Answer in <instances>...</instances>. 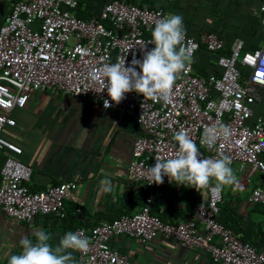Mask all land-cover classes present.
Returning <instances> with one entry per match:
<instances>
[{
  "label": "built area",
  "instance_id": "obj_1",
  "mask_svg": "<svg viewBox=\"0 0 264 264\" xmlns=\"http://www.w3.org/2000/svg\"><path fill=\"white\" fill-rule=\"evenodd\" d=\"M77 5L78 0H13L0 23V211L21 222H30L36 215L63 219L64 203L75 187L73 181H64L30 190L31 168L17 158L21 148L2 134L5 126L14 125L12 109L23 107L35 90L62 92L119 114L132 113L142 133L132 141L127 170L133 181L150 191L169 180L165 176L161 184L152 182L149 167L157 157L175 156L179 151L175 134L184 131L195 142L200 158L228 155L239 169L248 166L258 171L262 182L249 190L247 200L264 205V115L253 116L251 108L264 94V45L244 50L243 41L234 38L225 50L212 31L197 37L186 34L183 43L192 60L199 47L216 54L217 74H196L192 62L175 81L168 102L133 91L113 104L107 88L103 89L104 65L124 57L125 66L133 58L142 60L154 48L151 33L156 22L170 12L135 0H109L98 14L81 18L74 13ZM255 13L264 24V0H258ZM239 67L246 69L244 76ZM104 100L111 106L105 108ZM222 126L230 129L227 140L218 136L211 149L201 143L205 129L219 133ZM205 192V199L177 222L152 214L148 194L133 213L101 220L88 230L76 227L72 232L87 237L90 246L86 253L75 252V264H130L111 245L110 239L119 235L141 243L157 236L173 239L199 249L216 264H264V246L255 249L220 223L221 194Z\"/></svg>",
  "mask_w": 264,
  "mask_h": 264
},
{
  "label": "crops",
  "instance_id": "obj_2",
  "mask_svg": "<svg viewBox=\"0 0 264 264\" xmlns=\"http://www.w3.org/2000/svg\"><path fill=\"white\" fill-rule=\"evenodd\" d=\"M12 1L0 0V23ZM136 1L182 16L188 35L197 37L205 30L216 33L225 50L234 38L243 41L244 50L264 45V24L255 13L258 0ZM193 71L218 73L215 55L199 47L193 56ZM251 108L253 116L264 115V94ZM11 117L14 125L5 126L2 134L21 148L17 158L31 168L28 188L37 191L64 181H73L75 187L64 203L63 219L36 215L30 222H21L0 211V264H8L21 251L20 240L34 239L39 229L52 233L56 244L76 227L88 230L101 220L135 212L148 194L152 214L165 222H177L206 197L205 191L169 181L150 191L131 179L127 167L132 141L142 133L132 113L119 114L62 92L35 90L23 107L12 109ZM2 160L0 153V165ZM231 168L239 183L221 193L218 217L240 241L258 250L264 246V205L250 203L247 194L262 182V176L248 166L239 169L237 163H231ZM105 178L111 180L108 192L100 184ZM110 242L130 264H216L199 249L162 236L141 243L119 235ZM73 256L76 260L75 252Z\"/></svg>",
  "mask_w": 264,
  "mask_h": 264
},
{
  "label": "clouds",
  "instance_id": "obj_3",
  "mask_svg": "<svg viewBox=\"0 0 264 264\" xmlns=\"http://www.w3.org/2000/svg\"><path fill=\"white\" fill-rule=\"evenodd\" d=\"M185 38L182 16L168 14L156 22L151 33L154 48L147 51L142 60L133 58L131 64L125 66L124 57L104 65L100 75L105 78L103 89L107 88L111 102L119 104L126 93L133 91L144 98L168 102L175 81L193 62L190 50L184 46ZM103 104L105 108L111 106L109 100H104ZM221 135L227 140L230 129L222 126L219 133L212 128L205 129L201 143L211 149ZM174 139L179 151L168 159L156 158L154 166L148 169L152 182L161 184L167 176L170 183L194 187L199 193L207 191L217 197L225 187L239 183L231 168L230 156L221 154L218 158L202 159L195 142L184 131L177 132ZM100 184L104 192L110 191V179H102ZM52 241V233L37 230L34 239L20 240L21 251L12 255L8 264H75L73 252L86 253L90 246L87 237L72 231L64 233L58 243Z\"/></svg>",
  "mask_w": 264,
  "mask_h": 264
},
{
  "label": "trees",
  "instance_id": "obj_4",
  "mask_svg": "<svg viewBox=\"0 0 264 264\" xmlns=\"http://www.w3.org/2000/svg\"><path fill=\"white\" fill-rule=\"evenodd\" d=\"M109 0H78V5L76 6L75 10H74V13L81 17V18H88L89 16L91 15H96L98 14L100 8L102 7V5L107 2ZM132 1V0H131ZM136 1V0H135ZM149 7H155V6H152V5H149ZM161 8H164V7H161ZM216 55V54H214ZM240 69V72L241 74L244 76L245 73H246V69L244 67H239ZM202 75H205V74H208V73H200ZM215 74H217V72H215ZM144 199V198H143ZM143 202V200H142ZM221 202V201H220ZM220 202L218 204V213H217V220L222 223L218 217V214H219V205H220ZM150 212H151V209H150ZM190 213V212H189ZM189 213L186 215V217L189 215ZM184 220V219H183ZM224 226H227L225 225L224 223H222Z\"/></svg>",
  "mask_w": 264,
  "mask_h": 264
}]
</instances>
